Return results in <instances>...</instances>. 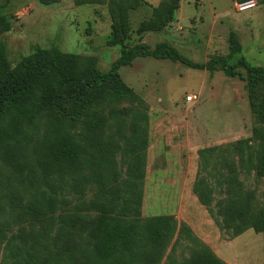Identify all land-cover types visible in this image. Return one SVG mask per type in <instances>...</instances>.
I'll return each mask as SVG.
<instances>
[{
	"label": "rangeland",
	"instance_id": "1",
	"mask_svg": "<svg viewBox=\"0 0 264 264\" xmlns=\"http://www.w3.org/2000/svg\"><path fill=\"white\" fill-rule=\"evenodd\" d=\"M238 1L60 0L44 5L0 0V12L12 22L2 40L12 68L36 48L57 46L92 58L107 72L121 55V47L109 42L120 37L127 47L168 43L194 63L220 56L236 64L244 57L264 67V0L243 13L235 8ZM176 3L177 20L152 31ZM232 32L241 46L235 55H230ZM120 74L146 110L140 103L107 99L82 122L53 109L32 123L15 124L9 138L16 161L0 156V264H9V241L27 243L24 258L30 264H185L193 247L188 226L225 264H264V232L254 228L264 211V172L257 159L264 149V122L253 112L246 82L152 57L136 59ZM256 93L263 113L264 84ZM189 94H198L200 101L185 103ZM48 134H71L85 146L72 174L47 176L42 170L37 147ZM212 147L218 150L206 167L199 150ZM188 165L197 167L189 180ZM200 180L212 187L211 208L194 193ZM238 192L251 197L252 218L227 226L219 213ZM102 212L136 220L140 242L145 241L142 220L149 217H173L174 231L164 245L138 244L134 258L119 252L101 262L90 222Z\"/></svg>",
	"mask_w": 264,
	"mask_h": 264
},
{
	"label": "trees",
	"instance_id": "2",
	"mask_svg": "<svg viewBox=\"0 0 264 264\" xmlns=\"http://www.w3.org/2000/svg\"><path fill=\"white\" fill-rule=\"evenodd\" d=\"M59 1L40 0L44 5H53ZM177 10L179 4L176 3L165 13V21L151 30L160 31L175 22ZM11 29L12 22L0 12V121L6 118L2 121L4 128L0 131V156L10 161H16L18 156L17 150L11 147L9 138L16 132L15 124H20V120L24 119L32 123L41 116L42 111L54 109L70 120L82 122L85 115L95 106H103L107 99L140 103L146 110L143 100L125 83L120 74L121 68L129 67L136 59L144 57L181 62L192 69L206 70L211 76L218 71L232 78L239 76L246 82V90L255 116L264 122V112H260L261 105L257 102L260 99L256 93L260 85L264 84V67L254 66L244 57L236 64L230 63V57L220 56L211 57L208 62L199 64L184 57L168 43H160L155 48L146 44L127 47L125 38L120 37L109 42L110 46L121 47V55L107 72L99 70L92 58L65 53L57 46L50 49L36 48L31 55L24 57L12 68L2 40V36ZM229 44L230 55L240 53L241 46L235 32L230 34ZM241 68L246 71V75L239 70ZM9 117H14L11 123ZM143 117L144 120H148L147 114ZM84 147L71 134H48L37 147L39 164L47 176H56L63 171L72 174L81 162ZM217 150L216 147L199 150V156L206 161V167L209 165L208 160ZM257 159L260 170L264 172V149L259 152ZM193 190L202 205L211 208L215 201L212 187L200 180L195 183ZM227 201L219 213L225 225L230 226L234 221H248L252 218L251 197L248 194L238 192ZM172 220L173 217L170 216H155L142 220L145 233L143 242L152 247L161 242L164 245L170 233L174 231L171 229ZM136 223V220L127 221L119 214L110 212H102L90 222L91 232L96 240L95 252L101 262L115 257L119 252H130L133 258L136 257L135 250L138 244H143L137 239ZM254 228L258 232H264V211L254 222ZM187 231L188 240L192 242L193 247L190 248L191 254L185 264H225L208 245L200 241L189 226ZM26 250L27 243L20 246L9 241L6 245L5 258L9 264H30L24 258Z\"/></svg>",
	"mask_w": 264,
	"mask_h": 264
},
{
	"label": "built area",
	"instance_id": "3",
	"mask_svg": "<svg viewBox=\"0 0 264 264\" xmlns=\"http://www.w3.org/2000/svg\"><path fill=\"white\" fill-rule=\"evenodd\" d=\"M258 5L256 0H244L235 3V8L239 13H243L256 8ZM185 103L194 105L200 101L198 94H189L184 99Z\"/></svg>",
	"mask_w": 264,
	"mask_h": 264
},
{
	"label": "crops",
	"instance_id": "4",
	"mask_svg": "<svg viewBox=\"0 0 264 264\" xmlns=\"http://www.w3.org/2000/svg\"><path fill=\"white\" fill-rule=\"evenodd\" d=\"M176 24V23H175ZM174 24V25H175ZM167 29V28H166ZM172 29V31H176V32H178V30L180 29L179 27H172L171 28ZM196 166H194V165H188V180H189V178L190 179H193V177L196 175V173H197V170H196Z\"/></svg>",
	"mask_w": 264,
	"mask_h": 264
}]
</instances>
